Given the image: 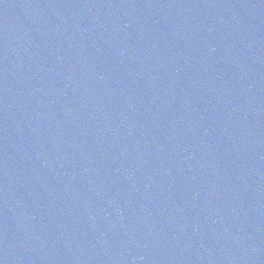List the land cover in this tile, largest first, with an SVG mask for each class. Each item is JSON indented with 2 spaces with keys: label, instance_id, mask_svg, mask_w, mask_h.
Segmentation results:
<instances>
[{
  "label": "water",
  "instance_id": "obj_1",
  "mask_svg": "<svg viewBox=\"0 0 264 264\" xmlns=\"http://www.w3.org/2000/svg\"><path fill=\"white\" fill-rule=\"evenodd\" d=\"M0 264H264V0H0Z\"/></svg>",
  "mask_w": 264,
  "mask_h": 264
}]
</instances>
